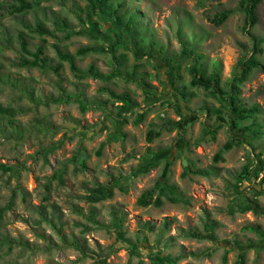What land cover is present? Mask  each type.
<instances>
[{"label":"rangeland","instance_id":"rangeland-1","mask_svg":"<svg viewBox=\"0 0 264 264\" xmlns=\"http://www.w3.org/2000/svg\"><path fill=\"white\" fill-rule=\"evenodd\" d=\"M28 1L32 8L11 13L13 0H0V104L16 112L11 120L0 117V163L19 169L17 174L0 170V207L12 200L0 214V264H100L99 258L106 264H152L149 255L159 250L183 255L176 264H238L240 252L243 264H264V237L255 231L260 226L264 232V212L238 211L239 191L264 207V72L253 69L239 85L240 103L257 104L259 112L234 115L218 97L190 83L193 55L177 57L179 36L194 37L188 47L202 55L199 61L207 72L218 66L225 87L251 44L242 31L240 0H121L143 26L141 35L158 45L138 60L129 35L117 47L116 54L126 56L124 71L135 64L136 78L145 74L141 83L122 76L77 79L65 61L57 73L17 65L19 32L30 51L42 44L50 65H56L60 60L54 45L74 54L79 46L94 43L91 20L100 30L112 24L90 11L86 0ZM224 9L233 12L214 25L210 18ZM256 15L251 31L264 37V0ZM61 20L68 33L57 27ZM35 22L51 34L32 32L28 27ZM159 47L165 59L158 55ZM259 58L264 62V44ZM110 59L104 53L75 56L80 68L93 64L103 73L110 72ZM109 91L127 93L129 100L122 102ZM215 108L222 110V122ZM140 113L142 120L135 122ZM217 125L214 138L203 133L204 127ZM149 129L159 132L150 142ZM228 140L232 147L214 161ZM189 164L210 172L182 176ZM245 166L249 174L240 180ZM61 169L60 182L52 175ZM160 175L188 203L162 197L158 207L137 204ZM112 177L118 179L112 196L90 202L87 195L96 183L106 184ZM91 210L97 224L88 218ZM145 221L152 230L142 226ZM205 222L214 223L206 237L184 234L204 232ZM62 238L76 240L86 255Z\"/></svg>","mask_w":264,"mask_h":264},{"label":"trees","instance_id":"trees-1","mask_svg":"<svg viewBox=\"0 0 264 264\" xmlns=\"http://www.w3.org/2000/svg\"><path fill=\"white\" fill-rule=\"evenodd\" d=\"M87 6L90 11L96 13L100 20L107 21L112 23L109 27L104 30H100L97 27V21L91 20L93 24V33L92 38L94 39V43L85 44L79 46L75 53L72 54L68 50H62L57 45H54L56 55L60 62L56 65H50V59L44 55V48L42 44H39L34 51H30L28 48V42L23 32H19L17 35L18 44L21 51V55L18 58L17 65L22 67H38L41 70L52 69L55 73L61 67V62L65 61L68 63L70 71L73 76L77 79H83L86 77H92L100 80H107L113 77H124L127 81H135L141 83L144 73L139 74V80L136 78V65L133 64L130 71H124L121 67L125 60L124 54H116L117 47L121 44L122 38L124 34H127L131 37L133 44V55L136 60L140 59L142 55L149 54L151 49H154L157 45V42L153 41L149 36L141 35V32L144 30L143 26L137 23L135 15L127 10L123 6V2L121 0H86ZM207 0H200V2H204ZM262 0H240L239 1V9L244 13V22L242 26V31L249 37L250 39V47L247 53L241 55L236 64V69L232 75V77L227 81L226 86L223 87L220 84L219 78V68L217 65H214L210 72L206 71L205 66L199 60L202 58V55L194 50L193 48H189V44L194 40L193 38L185 39L179 36L180 43V53L177 57H188L189 55H193V62L189 67V72L191 74L190 83L195 86L203 87L204 90L209 91L212 95L218 97L221 102V105L225 107L226 111L234 115H243L249 116L259 112L260 108L257 104L246 106L240 103L238 99L239 93V85L242 84L251 73L253 69H259L264 72V62L259 58V54L263 51L264 37L255 35L252 33L251 28L257 22L256 8L258 4ZM32 3L28 0H13L10 4L9 11L11 13H21L26 11L27 9L32 8ZM233 12L231 9H224L214 14L210 21L218 26L222 22H224L227 17ZM59 29H67V25L64 21H60ZM58 25V24H56ZM32 32H37L39 34H51V31L45 28L42 22H35L33 27H28ZM118 30V31H117ZM71 32V31H70ZM69 32V34H70ZM149 47L150 49L145 50V47ZM88 53H104L109 54L110 64L112 66L109 73H103L99 71L93 64H89L85 68H80L77 66L75 62V56H83ZM157 53L163 59V49L159 47L157 49ZM30 56L31 58H28ZM175 57V59L177 58ZM174 59V57H170ZM178 69V66L175 67ZM111 96L120 100L127 102L129 97L127 93L117 94L113 91H109ZM180 94L185 95L184 92H180ZM228 100L230 101L228 103ZM77 101L80 102L81 108L84 109V103L81 102V98L79 95L77 96ZM207 108V107H206ZM209 112L210 109L207 108ZM215 112L217 113L218 121H223L225 118L221 114L222 110L220 108H215ZM16 112L13 108L9 106H3L0 104V117H6L8 120L13 119ZM144 114L140 113L138 117L135 119V122H139L142 120ZM12 121L9 122L11 124ZM220 125V124H219ZM213 127L212 129L209 127L203 128V133L210 134L211 138H214V133L218 126ZM159 135V132L149 129L147 131L146 140L150 142L155 136ZM233 140H228L222 144V147L214 154L213 160L218 161L222 158V153L232 147ZM99 153V152H98ZM0 170L3 172L10 171L14 173H18L19 169L16 165H9L6 163H0ZM210 169L197 168L193 164H189L187 168H185L181 175L185 176L190 173L199 174V175H208ZM243 173L239 176L240 180L245 179V174L248 173L247 166L242 169ZM247 171V172H246ZM62 173L63 169L54 172L52 177L57 178L60 182L62 181ZM118 184V179L115 177L111 178L106 184L96 185L90 190V193L87 195V199L90 202H98L100 200L109 198L113 194V189ZM50 187L49 182L45 184V189L48 191ZM240 197L242 198V203L240 204L238 211H252L255 214L260 212H264V207H261L258 201L255 198H247L243 191L238 192ZM256 195L259 194L258 191L255 192ZM162 197L167 199L172 203H188L187 198L183 196V194L178 190L177 186L173 183H170L166 176H158L155 180L154 184L143 190L141 194L138 196L136 202L141 206L154 205L160 206L162 204ZM11 201H8L4 207H0V214L3 212L5 208L10 207ZM232 212V210H230ZM89 220L97 224V221L94 218V212L91 210L88 214ZM164 224L167 226L168 222L164 221ZM142 226L148 230L153 229V225L150 222H143ZM214 228V223H204V232H200L198 230H187L184 231V234L194 237L197 239H201L206 237L207 233H211ZM256 233L264 237V232L260 228V226L255 227ZM64 240V238H62ZM64 242L67 244L64 240ZM68 244L72 245L74 248L79 250L82 255H86V251L81 244H78L76 240L70 241ZM137 245L134 244L132 246L131 251L135 252ZM192 254V252H191ZM244 254L242 252L238 255V264H243L244 262ZM183 255H170V254H162L161 250L155 251L149 255L150 261L152 264H176V261L179 260ZM225 259V258H224ZM100 264H106L105 258H99Z\"/></svg>","mask_w":264,"mask_h":264}]
</instances>
